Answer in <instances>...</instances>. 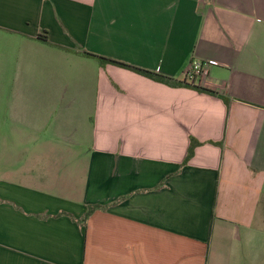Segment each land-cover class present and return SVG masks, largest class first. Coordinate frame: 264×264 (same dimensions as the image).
Instances as JSON below:
<instances>
[{
  "label": "crops",
  "instance_id": "obj_1",
  "mask_svg": "<svg viewBox=\"0 0 264 264\" xmlns=\"http://www.w3.org/2000/svg\"><path fill=\"white\" fill-rule=\"evenodd\" d=\"M0 264H264V0H0Z\"/></svg>",
  "mask_w": 264,
  "mask_h": 264
},
{
  "label": "trees",
  "instance_id": "obj_2",
  "mask_svg": "<svg viewBox=\"0 0 264 264\" xmlns=\"http://www.w3.org/2000/svg\"><path fill=\"white\" fill-rule=\"evenodd\" d=\"M88 55L97 57L102 65L114 64V65H117V66H120V67H123V68H127V69L133 70V71H135V72H137V73H139V74H141V75H143L145 77H148V78H150V79H152L154 81L167 84V85H169L171 87H184V86L189 87V86H191L187 82H181V81H178V80H175V79H172V78H168V77L159 75L157 73H154V72H151V71H148V70H144V69H141V68L130 66V65L122 63V62L111 60V59H108V58H105V57H102V56H96L94 54H88ZM194 88H196L198 91H201V92H207V93H210V94H213V95H217L215 92H212L210 90H206L204 88L195 87V86H194ZM222 98L225 100V102L228 105L230 104V99L229 98H227V97H222ZM200 145H201V143L198 140L191 139L189 150H188V154H187L186 160H185L186 163L194 156L196 148L198 146H200Z\"/></svg>",
  "mask_w": 264,
  "mask_h": 264
},
{
  "label": "built area",
  "instance_id": "obj_3",
  "mask_svg": "<svg viewBox=\"0 0 264 264\" xmlns=\"http://www.w3.org/2000/svg\"><path fill=\"white\" fill-rule=\"evenodd\" d=\"M216 62H202V61H192L190 66L186 71V79L190 82L195 81L197 78H202L208 74V68L215 64Z\"/></svg>",
  "mask_w": 264,
  "mask_h": 264
}]
</instances>
